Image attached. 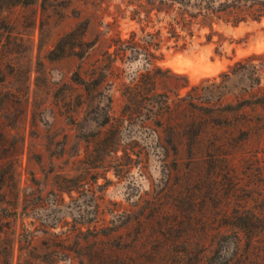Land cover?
Masks as SVG:
<instances>
[{
	"label": "rangeland",
	"instance_id": "obj_1",
	"mask_svg": "<svg viewBox=\"0 0 264 264\" xmlns=\"http://www.w3.org/2000/svg\"><path fill=\"white\" fill-rule=\"evenodd\" d=\"M171 1L0 0V264L181 250L264 203V0ZM233 116L262 136L208 156Z\"/></svg>",
	"mask_w": 264,
	"mask_h": 264
},
{
	"label": "trees",
	"instance_id": "obj_2",
	"mask_svg": "<svg viewBox=\"0 0 264 264\" xmlns=\"http://www.w3.org/2000/svg\"><path fill=\"white\" fill-rule=\"evenodd\" d=\"M175 1L171 2L175 3ZM241 1L226 0L217 6H212L209 0H200L196 3L198 7L195 12H190L187 9V4L178 1L181 7L176 11L175 21L182 27H186L198 17L205 23L215 16L218 17L222 12L228 16L238 17L246 11L253 10L256 6L263 7L261 2H255L256 0L252 2L251 6H245ZM254 11L262 12V8ZM222 75L226 76L228 73L224 72ZM260 99L264 100V93ZM156 103L154 105H157ZM222 115L220 114L219 118L220 120L224 119L225 122L222 123L226 126L228 117ZM235 116H233L235 122H231L234 125L232 130L227 132L223 129L221 134L219 130H209L212 131L208 133L212 135V138L208 139L209 143L205 150L208 156H231L240 150L252 136L256 134L262 136L261 132H255L251 128L250 120L239 124L240 122ZM240 117L245 119L242 113ZM196 142L193 140L190 144L188 143L189 151L196 149L198 144ZM217 209L222 217L221 224L219 223L218 231L212 236L207 235L198 238L197 241L188 238L182 240L183 249L181 250H144L137 259L131 258L133 256L131 254H122V257L119 256V258L118 254H114L109 260L112 261L111 264H264V203L249 209L242 205L236 206L231 211L227 205ZM228 244L231 245L230 253H227ZM192 246L198 247L199 250H190Z\"/></svg>",
	"mask_w": 264,
	"mask_h": 264
}]
</instances>
